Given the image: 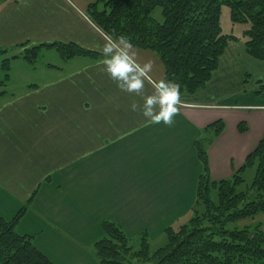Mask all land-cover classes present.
<instances>
[{
  "label": "crops",
  "instance_id": "0c3cea01",
  "mask_svg": "<svg viewBox=\"0 0 264 264\" xmlns=\"http://www.w3.org/2000/svg\"><path fill=\"white\" fill-rule=\"evenodd\" d=\"M94 1L0 0V49L21 55L23 44L62 43L102 55L110 40L88 17ZM132 52L140 66L151 62L138 92L109 77L102 55L48 66L56 76L0 98V217L14 219L37 192L17 232L34 237L54 264H99L95 243L104 222L128 237L162 238L196 202L203 170L197 145L220 181L238 172L264 137V63L248 55L244 41L230 44L204 90L181 98L171 125L143 115L148 96L160 108L161 60ZM219 121L226 128L216 137L208 128ZM247 223L264 231V214Z\"/></svg>",
  "mask_w": 264,
  "mask_h": 264
},
{
  "label": "trees",
  "instance_id": "16d2710c",
  "mask_svg": "<svg viewBox=\"0 0 264 264\" xmlns=\"http://www.w3.org/2000/svg\"><path fill=\"white\" fill-rule=\"evenodd\" d=\"M223 6L230 8L233 26L248 25L242 38L224 33ZM158 9L163 22L154 17ZM86 12L110 40L124 36L135 48L158 56L165 69L163 81L178 83L181 98L207 87L234 42L244 41L248 55L264 63V0H95ZM19 48L21 55L0 49V71L5 73L0 89L10 80L13 61L23 58L35 65L43 50H56L64 62L78 57L102 58L75 44H23ZM6 94L1 90L0 98ZM225 128L219 121L208 130L217 137ZM239 131L246 133V124H240ZM197 146L203 170L190 221L168 227L166 244L154 251L147 233L142 234L136 251L121 227L104 222L103 237L95 243L100 264H264L262 225L245 224L264 214V137L242 168L220 181L212 180L207 151ZM251 169L255 176L248 184L245 173ZM36 194L11 221L0 217V264H54L36 248L34 237L17 232Z\"/></svg>",
  "mask_w": 264,
  "mask_h": 264
},
{
  "label": "clouds",
  "instance_id": "9594fccd",
  "mask_svg": "<svg viewBox=\"0 0 264 264\" xmlns=\"http://www.w3.org/2000/svg\"><path fill=\"white\" fill-rule=\"evenodd\" d=\"M134 45L124 36L110 40L100 49L104 57V71L115 80L119 87L129 92H138L144 87L145 69L151 71V62L140 66L132 52ZM139 73V75H137ZM135 78L133 79V77ZM123 81V83H121ZM163 91L159 99V111L153 107V98L144 101L143 115L154 124L171 125L185 102L181 99L180 85L174 81H161ZM133 110L136 106L132 105Z\"/></svg>",
  "mask_w": 264,
  "mask_h": 264
},
{
  "label": "rangeland",
  "instance_id": "374dc122",
  "mask_svg": "<svg viewBox=\"0 0 264 264\" xmlns=\"http://www.w3.org/2000/svg\"><path fill=\"white\" fill-rule=\"evenodd\" d=\"M154 17L163 22V16L161 9H158L154 13ZM222 28L225 34H232L235 36H243V32L248 28V25H236L233 26L230 18V8L223 6L222 16H221ZM241 36V37H242ZM48 65H55L64 67L65 63L61 59L59 53L56 50H43L38 62L35 65L28 63L25 59L20 58V62H13L11 66V71L9 73L11 79L7 82L6 88H1V90H6L7 92H20L25 86L39 84L44 79L52 78L53 75L56 76L57 73L51 72L48 70ZM5 79V73L0 71V82ZM255 176V169L250 170L249 173L245 176V179L248 184H250ZM193 217L192 212L187 216L181 223H177L174 228L182 224H186ZM247 226L249 225L246 221ZM239 227H245L243 224H240ZM130 242L134 247V250H139L141 246L142 235L130 234ZM149 239V238H148ZM167 237L164 235L162 238L155 240L154 242L150 241L152 250H156L159 247H162L166 244ZM89 248H86V251L89 253ZM94 251V248L92 249ZM97 258V257H96ZM98 259V258H97ZM99 264L100 261L98 260Z\"/></svg>",
  "mask_w": 264,
  "mask_h": 264
}]
</instances>
